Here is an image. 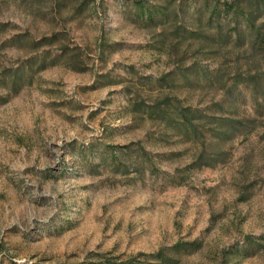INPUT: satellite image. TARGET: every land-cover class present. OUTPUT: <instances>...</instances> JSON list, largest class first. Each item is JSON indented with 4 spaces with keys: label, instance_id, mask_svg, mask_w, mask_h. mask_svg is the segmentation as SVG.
<instances>
[{
    "label": "rangeland",
    "instance_id": "374dc122",
    "mask_svg": "<svg viewBox=\"0 0 264 264\" xmlns=\"http://www.w3.org/2000/svg\"><path fill=\"white\" fill-rule=\"evenodd\" d=\"M263 9L0 0V264H264Z\"/></svg>",
    "mask_w": 264,
    "mask_h": 264
},
{
    "label": "trees",
    "instance_id": "16d2710c",
    "mask_svg": "<svg viewBox=\"0 0 264 264\" xmlns=\"http://www.w3.org/2000/svg\"><path fill=\"white\" fill-rule=\"evenodd\" d=\"M259 2L260 5L264 8V0H259ZM263 13H264V9H263ZM167 113L168 112H166V114ZM178 113L182 114L181 117L186 120L185 125L187 131L189 129H192L191 127L197 130L196 127L197 125L194 122L195 116L193 114L189 115L188 113L179 110L176 112V114L178 115ZM246 124L247 122L243 121L242 126H245ZM191 244L192 242H186V243L180 242V244L178 243L172 246V248L170 249L175 250L177 252L179 251V249H184L187 245H191ZM177 263H178V259L176 258V256L166 253V250L163 248L153 253H139L135 257L127 261H115V260L111 261L109 259L106 261V264H177Z\"/></svg>",
    "mask_w": 264,
    "mask_h": 264
}]
</instances>
